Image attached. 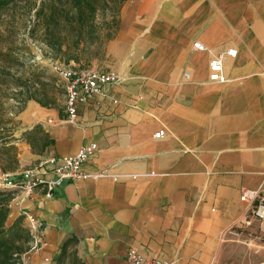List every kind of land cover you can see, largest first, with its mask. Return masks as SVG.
<instances>
[{
    "label": "crops",
    "instance_id": "crops-1",
    "mask_svg": "<svg viewBox=\"0 0 264 264\" xmlns=\"http://www.w3.org/2000/svg\"><path fill=\"white\" fill-rule=\"evenodd\" d=\"M229 49L226 80H212L211 56ZM105 58L96 67L120 83L81 103L76 124L32 102L19 115L21 141L36 126L48 136L36 162L98 146L82 180L50 198L42 186L13 194L6 225L26 228L30 213L45 226L27 264H56L65 240L85 264H126L130 248L174 264H264V223L241 197L264 196V0H127Z\"/></svg>",
    "mask_w": 264,
    "mask_h": 264
},
{
    "label": "trees",
    "instance_id": "trees-1",
    "mask_svg": "<svg viewBox=\"0 0 264 264\" xmlns=\"http://www.w3.org/2000/svg\"><path fill=\"white\" fill-rule=\"evenodd\" d=\"M14 0H0V18ZM127 0H40L34 9L33 29L42 31V41L54 58L65 64L74 62L79 67H89L94 59V46L101 40L104 44L111 41L120 26V13ZM11 75L9 70L0 69V80ZM19 79V78H17ZM0 83V170L4 173L15 172L18 166V151L13 137L12 122L5 119L2 100L6 97ZM35 101L41 107L53 108L55 99L43 92L38 98L28 92L23 102ZM36 126L24 132L22 139L31 148L37 146L42 152L48 146L47 134ZM21 140V138L19 139ZM13 192L0 190V264H16L28 250L31 240L29 232L22 226V217L10 226L6 225L9 205ZM72 240L61 244L56 264H85L74 251L69 252Z\"/></svg>",
    "mask_w": 264,
    "mask_h": 264
},
{
    "label": "built area",
    "instance_id": "built-area-1",
    "mask_svg": "<svg viewBox=\"0 0 264 264\" xmlns=\"http://www.w3.org/2000/svg\"><path fill=\"white\" fill-rule=\"evenodd\" d=\"M192 47L198 51H206L207 48L200 42L194 41ZM236 50L229 49L219 54H213L208 62V69L212 80L224 82L223 63L226 57H235ZM53 71L60 77L65 88L64 114L68 123L76 124L79 119L78 106L94 96L103 92L107 84H118L120 79L114 72L99 71L90 68H69L64 65L53 67ZM165 135L160 130L153 135L154 139H160ZM98 146L91 142L84 144L74 155L50 156L39 159L33 168L23 170L19 180L12 182L8 178L11 173H4L0 170V187L3 189L19 190L25 198H29L33 192L44 187L45 196L50 198L54 190L65 183L82 180L87 174L83 171V164L96 155ZM242 200L247 207L248 218L264 223V196L255 190L244 189ZM26 221V229L31 240L28 250L22 255L16 264H27L29 254L41 250L44 246L42 233L44 222L37 216L30 213H23ZM243 232L233 229L232 235L236 236ZM50 264L48 258L44 259ZM126 264H174L173 261H165L157 258H146L135 248H130L125 257Z\"/></svg>",
    "mask_w": 264,
    "mask_h": 264
},
{
    "label": "rangeland",
    "instance_id": "rangeland-1",
    "mask_svg": "<svg viewBox=\"0 0 264 264\" xmlns=\"http://www.w3.org/2000/svg\"><path fill=\"white\" fill-rule=\"evenodd\" d=\"M39 3L40 0H14L0 18V69L11 72V75L0 80L6 94L2 100L5 109L4 117L12 122L13 137L17 139L14 144L20 159L21 153L26 151V157L8 178L12 182L19 180L23 170L36 165V157L32 155L39 151L37 146L28 148L27 141L19 140L23 128L21 120L18 119L19 115L28 103L32 102L37 110L41 107L33 100L24 103L23 99L26 94L30 92L38 98L43 92H46L49 97L55 99L52 109L62 114L65 105V88L60 77L53 71V67L64 65L69 68L92 69L91 65L79 67L74 62L65 64L62 60L53 57L42 41V31L33 29L35 24L34 9ZM106 46L104 40L94 46L95 56L92 62L95 67L93 69L99 70L97 67L105 65ZM0 190L14 194L19 191L16 189L7 190L2 187ZM251 256H255V254L251 253ZM252 263L254 261L251 259Z\"/></svg>",
    "mask_w": 264,
    "mask_h": 264
}]
</instances>
